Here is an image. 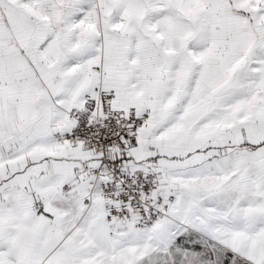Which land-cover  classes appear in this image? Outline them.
I'll return each instance as SVG.
<instances>
[{
  "label": "snow or ice",
  "instance_id": "obj_1",
  "mask_svg": "<svg viewBox=\"0 0 264 264\" xmlns=\"http://www.w3.org/2000/svg\"><path fill=\"white\" fill-rule=\"evenodd\" d=\"M0 264H264V0H0Z\"/></svg>",
  "mask_w": 264,
  "mask_h": 264
}]
</instances>
